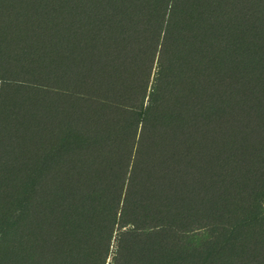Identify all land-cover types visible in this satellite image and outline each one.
I'll return each instance as SVG.
<instances>
[{
  "label": "trees",
  "instance_id": "obj_1",
  "mask_svg": "<svg viewBox=\"0 0 264 264\" xmlns=\"http://www.w3.org/2000/svg\"><path fill=\"white\" fill-rule=\"evenodd\" d=\"M28 1L0 0V42L10 28L54 27L47 35L88 66L89 91L116 116L102 133L66 130L56 151L69 140L75 150L108 148L114 136L130 144L132 133L136 141L115 175L98 178L51 225L35 222L40 178L28 173L0 207V264H187L158 232L220 219L191 254L210 264L264 224V147L245 137L264 126V0H44L41 10L56 12L51 24L23 17Z\"/></svg>",
  "mask_w": 264,
  "mask_h": 264
},
{
  "label": "rangeland",
  "instance_id": "obj_2",
  "mask_svg": "<svg viewBox=\"0 0 264 264\" xmlns=\"http://www.w3.org/2000/svg\"><path fill=\"white\" fill-rule=\"evenodd\" d=\"M28 2L30 4H24L23 8L31 12L23 17L34 22L33 18L40 16L48 18L47 23L51 24L50 19L56 17V12L51 8L46 10L48 12L41 10V7H49V3ZM33 2H37L38 11L28 7ZM32 25L10 28L4 37L6 41L0 42V73L2 68L6 70L4 79L0 74V88L4 87L1 100L6 108L4 118L8 120L0 123V207L9 203L11 193L18 190L28 173L38 176L34 219L51 225L75 196L89 191L98 178L111 177L118 172L122 154L136 137L132 133L129 144L126 140L121 143L114 136L108 148L99 150L98 147L83 150L82 146L75 150L69 140L63 149L56 151L57 141L66 130L102 133L115 125L116 116L89 91L87 84L93 83L88 77V66L68 58L67 46L59 42L57 33L47 35L57 29L34 30ZM258 30L262 31L261 41L264 42V18L259 21ZM26 55L38 56L40 62L26 63L27 59L23 61ZM5 78L10 80L5 83H9H3ZM134 92L133 88L128 94L134 95ZM143 102L146 103V98ZM262 113L259 111L257 116L264 120ZM257 130L258 133L245 134V137L264 147V126ZM237 138L240 140L242 136L237 135ZM130 152L133 153V149ZM261 213L264 216V202ZM217 221H201L199 228H196L198 223H191L185 233L169 230L158 235L170 257L180 254L186 257L187 264H194L191 254L208 242L210 229H213L210 224ZM152 235L155 238V234ZM210 264H264V224L248 227L232 249Z\"/></svg>",
  "mask_w": 264,
  "mask_h": 264
}]
</instances>
